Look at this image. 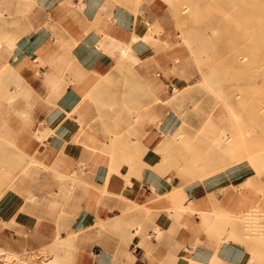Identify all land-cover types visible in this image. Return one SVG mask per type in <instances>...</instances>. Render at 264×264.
Instances as JSON below:
<instances>
[{"label": "crops", "instance_id": "0c3cea01", "mask_svg": "<svg viewBox=\"0 0 264 264\" xmlns=\"http://www.w3.org/2000/svg\"><path fill=\"white\" fill-rule=\"evenodd\" d=\"M114 3L0 0V137L27 174L0 199L4 264H264L260 189L200 192L164 163L165 2L120 22Z\"/></svg>", "mask_w": 264, "mask_h": 264}, {"label": "rangeland", "instance_id": "374dc122", "mask_svg": "<svg viewBox=\"0 0 264 264\" xmlns=\"http://www.w3.org/2000/svg\"><path fill=\"white\" fill-rule=\"evenodd\" d=\"M113 1L111 18L120 22L124 11L139 21L136 10L152 0ZM163 1L174 39L163 48L175 52L165 103L176 113L173 138L163 146L165 165L200 192L251 186L264 197V0ZM19 157L0 137V199L27 177L19 174ZM248 220V234L264 231L258 219Z\"/></svg>", "mask_w": 264, "mask_h": 264}]
</instances>
